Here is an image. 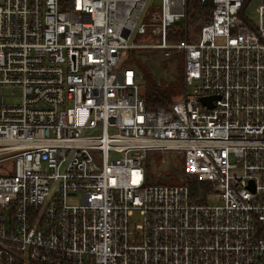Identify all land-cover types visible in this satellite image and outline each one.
Instances as JSON below:
<instances>
[{"label":"built area","instance_id":"obj_1","mask_svg":"<svg viewBox=\"0 0 264 264\" xmlns=\"http://www.w3.org/2000/svg\"><path fill=\"white\" fill-rule=\"evenodd\" d=\"M243 3L208 0L196 40L167 43L184 0H1L0 87L20 95H0V264H264V0L255 21ZM139 48L181 55L164 110L121 65ZM148 150L182 158L207 203L146 184Z\"/></svg>","mask_w":264,"mask_h":264},{"label":"trees","instance_id":"obj_2","mask_svg":"<svg viewBox=\"0 0 264 264\" xmlns=\"http://www.w3.org/2000/svg\"><path fill=\"white\" fill-rule=\"evenodd\" d=\"M248 2L249 0H244L243 6L246 7ZM209 13V8H202L200 0H184V16L182 23L167 28L166 42L176 43L179 41H195L196 35L200 31V27L208 20ZM170 60L176 61L175 72L178 75H175L174 78L171 76V79H162L160 81L151 75V70L158 65V62H167ZM121 65H129L140 74L139 92L144 100L145 108L149 111L164 110L170 103L179 99L184 94L181 55L173 56L167 60H160L158 50L147 48L130 49L124 52V59L121 61ZM160 68L162 67L160 66ZM176 158L178 159V162L176 161ZM144 167H146L145 161ZM160 174L163 177H159ZM153 175H156L154 176V178H156L154 180L151 177ZM153 175L145 169L146 184L183 185L187 188L188 202L190 204L207 203V196L210 193V185L206 182L198 181L193 176L186 175L183 169L182 158L176 155L173 156L170 168L166 173L156 170ZM167 178L172 181L167 183Z\"/></svg>","mask_w":264,"mask_h":264},{"label":"rangeland","instance_id":"obj_3","mask_svg":"<svg viewBox=\"0 0 264 264\" xmlns=\"http://www.w3.org/2000/svg\"><path fill=\"white\" fill-rule=\"evenodd\" d=\"M161 3V0H148V5H152L153 7H158ZM259 4V0H251V3L248 5L246 11H245V15L248 18H251L253 21L256 20V13H255V9ZM135 36V42L138 43H146L147 41L144 40V38L142 36L137 35L136 33L134 34ZM159 51V58L160 60H162L163 58L161 57V51ZM158 65H156L154 67V69L151 70V75L154 76L157 80H162V79H171V76L178 75L175 71V67H176V61H161L157 63ZM160 66L162 68H160ZM0 95L3 97V103L5 105H9V104H17L19 102V95H20V91L18 88L16 87H0ZM113 131L112 129H109V132ZM95 132H88V134H94ZM112 155V154H111ZM173 156H175L173 154V152L171 151H165L163 154H159V152H154V151H146V157H145V165L146 167H144L145 169L148 170V172L153 175L155 173V171L159 170L162 173H166V171L169 170L170 168V163L173 159ZM175 158V157H174ZM162 160V161H161ZM176 161L178 162V159L176 158ZM158 175V174H156ZM153 175L151 176L152 179H156L154 178ZM159 177H163L161 174L159 175ZM168 180V178H167ZM166 180V181H167ZM172 180L169 179L167 181V183H170ZM169 185V184H168ZM66 204L69 205H77L80 204V199L79 197H67L66 198ZM209 204L211 205H221V203L217 202V201H210ZM139 219L138 217H134L132 218V222H137Z\"/></svg>","mask_w":264,"mask_h":264},{"label":"water","instance_id":"obj_4","mask_svg":"<svg viewBox=\"0 0 264 264\" xmlns=\"http://www.w3.org/2000/svg\"><path fill=\"white\" fill-rule=\"evenodd\" d=\"M200 2H201L202 8H207L208 7V0H200ZM136 76H137L138 79L141 78V76H140V74L138 72H136ZM211 99H212V97H206V98H201V101L203 103H207ZM250 188H251V186H250Z\"/></svg>","mask_w":264,"mask_h":264},{"label":"bare ground","instance_id":"obj_5","mask_svg":"<svg viewBox=\"0 0 264 264\" xmlns=\"http://www.w3.org/2000/svg\"><path fill=\"white\" fill-rule=\"evenodd\" d=\"M128 143L129 144H138L141 146H144L145 144H149L148 142L143 141V140H133V141H128Z\"/></svg>","mask_w":264,"mask_h":264},{"label":"crops","instance_id":"obj_6","mask_svg":"<svg viewBox=\"0 0 264 264\" xmlns=\"http://www.w3.org/2000/svg\"><path fill=\"white\" fill-rule=\"evenodd\" d=\"M0 2H1V0H0Z\"/></svg>","mask_w":264,"mask_h":264}]
</instances>
